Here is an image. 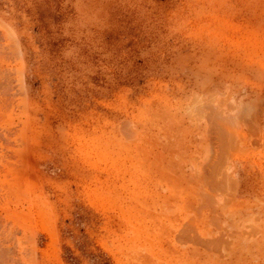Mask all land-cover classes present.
Wrapping results in <instances>:
<instances>
[{
    "label": "rangeland",
    "instance_id": "1",
    "mask_svg": "<svg viewBox=\"0 0 264 264\" xmlns=\"http://www.w3.org/2000/svg\"><path fill=\"white\" fill-rule=\"evenodd\" d=\"M0 264H264V0H0Z\"/></svg>",
    "mask_w": 264,
    "mask_h": 264
},
{
    "label": "bare ground",
    "instance_id": "2",
    "mask_svg": "<svg viewBox=\"0 0 264 264\" xmlns=\"http://www.w3.org/2000/svg\"><path fill=\"white\" fill-rule=\"evenodd\" d=\"M7 99H8V97H7Z\"/></svg>",
    "mask_w": 264,
    "mask_h": 264
}]
</instances>
